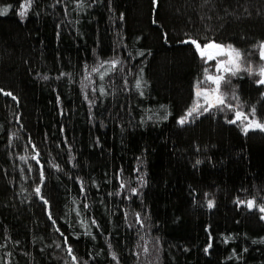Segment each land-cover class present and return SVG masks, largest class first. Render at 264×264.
I'll return each instance as SVG.
<instances>
[{
	"label": "trees",
	"instance_id": "trees-1",
	"mask_svg": "<svg viewBox=\"0 0 264 264\" xmlns=\"http://www.w3.org/2000/svg\"><path fill=\"white\" fill-rule=\"evenodd\" d=\"M10 2L0 0V212L8 219V225H0V264H9V252L35 264H69L65 236L56 226L60 193L80 213L83 230L100 249L89 264H165L171 254L183 264L184 251L167 237L150 190L137 188L133 202L138 213L130 209L131 195L118 180L115 153L104 138L108 112L90 115L84 107L85 67L92 58L94 65L100 59L99 43L86 62L80 43L72 39L40 41L39 19L30 8L21 9L20 2L4 13L2 6ZM153 5L154 13L168 19L175 15L189 30L206 27V34L230 36L242 27L248 30L243 31L247 41L253 38L250 31L264 35V0H153ZM114 10H107L106 34L100 38L116 56L125 28ZM48 18L54 31L57 23ZM173 22L166 21L175 35L171 45L182 46L178 39L185 35H176ZM163 36L158 55L173 63L176 53L167 47L168 35ZM243 64L252 67L251 73L243 72L260 78L264 60L257 46L246 50ZM203 109L190 119L195 135L190 148L183 142L181 150L158 143L155 152L166 180L181 182L193 199L211 196L216 208L228 209L251 190L244 172L248 166L231 127L215 117V108Z\"/></svg>",
	"mask_w": 264,
	"mask_h": 264
},
{
	"label": "rangeland",
	"instance_id": "rangeland-1",
	"mask_svg": "<svg viewBox=\"0 0 264 264\" xmlns=\"http://www.w3.org/2000/svg\"><path fill=\"white\" fill-rule=\"evenodd\" d=\"M20 1L11 0L9 5L2 6L6 10L4 13L9 14ZM21 4V9L23 6L30 8L39 19L37 35L40 41L56 40V37L57 41L72 39L80 43L86 62L93 47L99 43L97 64H92L93 58L86 63V87L85 83L83 87L87 97L83 104L90 115L101 109L108 112L104 138L115 153L116 170L120 175L118 180L131 195L132 212L138 213L133 202L137 188L150 190L164 217L167 237L184 251L183 264H264V219L261 218L264 212L260 211L264 208V160H260L264 158V130L249 126L250 120L264 124V85L258 83L261 76L252 77L248 73L250 77L247 76L242 65L243 54L250 47L257 46L260 52L263 33L250 31L253 38L247 41L243 31L248 30L242 27H237L238 34L229 32L230 36L226 32H217L221 36H215L217 34L213 31L206 34V27L189 30L175 15L170 14L168 19L154 13L153 0H26ZM111 9H115L125 28L119 56H113L115 53L108 51L100 38L106 34L105 16ZM45 17L57 23L54 31H50L51 26L49 28ZM166 21H174L177 25L176 35H185L178 39L182 46L171 45L175 35H171L173 31L169 33ZM165 34L168 35L167 47L176 53L175 63L166 62L163 56L158 55ZM187 40H196L201 46L214 41L238 49L241 52L239 71L234 75L230 71H218L216 61H226L228 57L217 55L205 63L192 44L183 43ZM190 56L194 58L190 59L195 67L189 60ZM205 69L209 74L224 77L219 82V91L209 92L207 99L216 109L215 117L226 121L233 130L235 146L243 148V162L248 166L244 172L249 175L252 185L249 193L237 197L228 209L216 208L215 199L211 196H204L200 201L193 199L181 182L166 180L155 152L158 143L165 148L179 150L180 147H191L192 136H195L191 129L192 117L183 125L178 121L197 102L203 105L199 111L208 107L204 95L197 97V83L205 79ZM225 81L227 86L222 84ZM215 87L211 82L200 85L202 90ZM217 96H222L225 103L233 107L229 109L219 105ZM233 96L239 99H233ZM237 111L242 114L241 119L236 118ZM232 120L236 122L230 123ZM179 143L186 147L179 146ZM210 201L211 208L208 206ZM249 201L253 202L251 208L247 206ZM58 203L56 226L66 238L69 264H89L94 253L101 255L98 245L85 233L79 222L80 213L68 204L62 193L58 196ZM2 223L8 225V219L0 212V225ZM32 251L37 255L35 249ZM165 258V264H177L172 254ZM9 264H35V261H24L9 252ZM153 264H158V261Z\"/></svg>",
	"mask_w": 264,
	"mask_h": 264
},
{
	"label": "snow or ice",
	"instance_id": "snow-or-ice-1",
	"mask_svg": "<svg viewBox=\"0 0 264 264\" xmlns=\"http://www.w3.org/2000/svg\"><path fill=\"white\" fill-rule=\"evenodd\" d=\"M4 11L6 12V10H4ZM0 14H3V13H0ZM20 15L23 16V15H25V13L21 12ZM183 43L192 44L195 47L196 51L200 54L201 59H203L205 61V63H208L209 61L215 59V57L217 55L227 56L228 59L226 61H221V60L216 61L215 67L217 68L218 71H221V70L226 71V72L230 71V72H232L233 75L235 74L236 71H239V67H240L239 61H240V57H241V52L238 49L233 48L231 45H228L227 47H225V46L220 45L214 41H209V42L205 43L203 46H201V44L199 42H197L196 40H187V41H183ZM259 49H260V52H259L260 59L264 60V42H262L259 45ZM114 65H115V62H113V66ZM245 71H248L249 73H251L252 72L251 65H249L247 68H245ZM258 74L261 76V79L258 81V83L261 85H264V65L260 66ZM223 79H224L223 75H212V74H209L208 69H205V79L202 81H198V83H197V89H198L197 90V97L204 95L205 96V102L208 103V107L203 109L205 112L214 106L213 103L207 99L208 93L209 92H212V93L218 92L219 91V82ZM208 82L215 84L216 87L212 88V89H208V90L200 89L201 84H205ZM139 86L140 85L138 83L137 87H139ZM0 91H2V90H0ZM5 95H11V93H5ZM13 99H15V97H13ZM216 99H217L219 105H223L224 107H227L229 109H231L233 107L231 104H226L225 100L222 96H217ZM233 99L238 100L239 98L236 96H233ZM201 107H203V105H200L199 102H197L196 106L189 109L186 112V114L180 118L178 123L183 125V124L189 122V118L193 117L194 113L202 114L199 112V109ZM252 115L253 116L255 115V109H253ZM241 117H242V114L239 111H237L236 112V118L241 119ZM235 122H236V120L230 121V123H235ZM249 126H255V127L260 128L261 130H264V124H260V123H257L255 121L250 120ZM245 130H247V128ZM37 163H39L38 160H37ZM35 191L37 192V194H39L40 188L37 187ZM45 203H47V201H45ZM208 206L210 208L213 206L211 201L209 202ZM247 206L249 208H251L253 206V202L249 201L247 203ZM260 211L264 212V208H261ZM50 218H51V216H50ZM261 218L264 219V217H261ZM137 221H139V217H137ZM208 247H211V244H209ZM144 250L146 252L147 248L145 247ZM205 251H207V249H205ZM68 252H69V254L72 253L71 247L68 248ZM75 259H76V257L73 256V260H75ZM113 259H115V256H113Z\"/></svg>",
	"mask_w": 264,
	"mask_h": 264
}]
</instances>
